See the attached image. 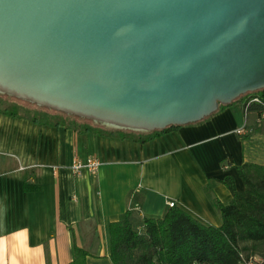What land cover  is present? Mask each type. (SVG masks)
<instances>
[{"label":"water","instance_id":"water-1","mask_svg":"<svg viewBox=\"0 0 264 264\" xmlns=\"http://www.w3.org/2000/svg\"><path fill=\"white\" fill-rule=\"evenodd\" d=\"M264 89V0H0V92L117 128Z\"/></svg>","mask_w":264,"mask_h":264},{"label":"crops","instance_id":"crops-1","mask_svg":"<svg viewBox=\"0 0 264 264\" xmlns=\"http://www.w3.org/2000/svg\"><path fill=\"white\" fill-rule=\"evenodd\" d=\"M242 96L205 120L147 143L42 126L0 113V264H113L110 224L130 214L135 230L163 218L168 202L206 226L222 225L214 201L244 182L237 168L264 166V119ZM238 134V130H242ZM100 162L74 174V160Z\"/></svg>","mask_w":264,"mask_h":264},{"label":"trees","instance_id":"trees-1","mask_svg":"<svg viewBox=\"0 0 264 264\" xmlns=\"http://www.w3.org/2000/svg\"><path fill=\"white\" fill-rule=\"evenodd\" d=\"M245 96L250 98L246 109L256 111L261 119L264 89ZM5 97L15 102L4 100ZM252 98H258L259 102H252ZM228 105H220L218 111ZM0 113L42 126H62L78 133L92 132L140 143L153 141L182 127L169 126L155 131L120 129L2 92ZM236 168L245 188L238 191L232 177L221 181L233 196L227 205L214 201L221 214V226H206L186 211L174 207L163 218H145V230L140 232L134 229L130 214L126 213L123 220L110 224L112 263L240 264L242 255L263 256L258 250L264 247V166L244 164ZM88 256L86 250L75 244L74 260L69 264H87Z\"/></svg>","mask_w":264,"mask_h":264},{"label":"built area","instance_id":"built-area-1","mask_svg":"<svg viewBox=\"0 0 264 264\" xmlns=\"http://www.w3.org/2000/svg\"><path fill=\"white\" fill-rule=\"evenodd\" d=\"M252 102H259L258 98H252ZM261 119H264V114ZM244 131L238 130V134H242ZM100 166V162L97 159L89 158L86 161L74 160L72 165V170L74 174L80 175L84 171L94 173L98 170ZM168 207L174 208L176 207V203L174 201H170L167 203ZM240 264H264V256L260 255H251L249 257L242 255Z\"/></svg>","mask_w":264,"mask_h":264},{"label":"rangeland","instance_id":"rangeland-1","mask_svg":"<svg viewBox=\"0 0 264 264\" xmlns=\"http://www.w3.org/2000/svg\"><path fill=\"white\" fill-rule=\"evenodd\" d=\"M4 100H7V101L10 100L12 102H15V100L8 98V97L7 98L5 97ZM258 251H260L259 253L264 256V247H261Z\"/></svg>","mask_w":264,"mask_h":264}]
</instances>
